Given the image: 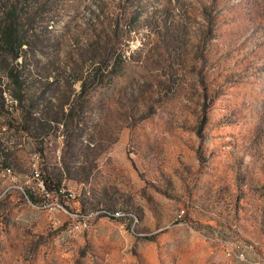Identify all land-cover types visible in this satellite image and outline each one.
Listing matches in <instances>:
<instances>
[{
  "label": "rangeland",
  "instance_id": "1",
  "mask_svg": "<svg viewBox=\"0 0 264 264\" xmlns=\"http://www.w3.org/2000/svg\"><path fill=\"white\" fill-rule=\"evenodd\" d=\"M7 8L38 61L92 24L111 55L67 130L73 178L59 191L36 174L64 158L53 116L36 139L1 128L20 164L0 170V264H264V0H0V17Z\"/></svg>",
  "mask_w": 264,
  "mask_h": 264
},
{
  "label": "trees",
  "instance_id": "2",
  "mask_svg": "<svg viewBox=\"0 0 264 264\" xmlns=\"http://www.w3.org/2000/svg\"><path fill=\"white\" fill-rule=\"evenodd\" d=\"M16 18L14 8H7L0 17V116L4 119L0 131L2 127L4 130L13 128L36 139L43 135L44 127L51 126L48 114L53 116V125H60L65 130L64 158L59 171L42 166L38 175L47 191H59L64 175L73 178L71 169L74 165L65 157L71 159L75 155L74 150L69 151L74 145L71 142L74 136L67 130L74 129L81 121L82 113L90 104L87 90L95 81L103 79V70L110 64L111 47L105 33L91 23L88 35L78 40L79 37L67 34L69 48H57L41 62L36 59L39 54L37 38L31 33L29 39L23 24ZM94 18L96 24L103 22L99 13ZM18 57L23 61L19 63ZM74 82H78L77 89L72 86ZM4 89L9 91L11 103L6 102ZM19 164L14 149L0 134V170L15 168L18 172ZM28 196L35 200L31 192Z\"/></svg>",
  "mask_w": 264,
  "mask_h": 264
},
{
  "label": "built area",
  "instance_id": "3",
  "mask_svg": "<svg viewBox=\"0 0 264 264\" xmlns=\"http://www.w3.org/2000/svg\"><path fill=\"white\" fill-rule=\"evenodd\" d=\"M36 174H38V172H36ZM227 251H233L235 253V255L237 256V258H239V259H247L244 252L235 251L232 247L229 248ZM251 262H254V261H251Z\"/></svg>",
  "mask_w": 264,
  "mask_h": 264
},
{
  "label": "bare ground",
  "instance_id": "4",
  "mask_svg": "<svg viewBox=\"0 0 264 264\" xmlns=\"http://www.w3.org/2000/svg\"><path fill=\"white\" fill-rule=\"evenodd\" d=\"M233 252V251H232ZM235 254V253H234ZM235 257L237 258V256L235 255Z\"/></svg>",
  "mask_w": 264,
  "mask_h": 264
}]
</instances>
